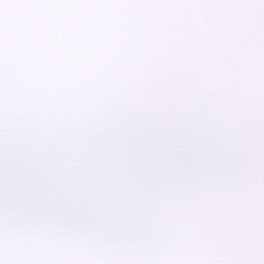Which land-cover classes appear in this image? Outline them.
Wrapping results in <instances>:
<instances>
[{
  "label": "clouds",
  "instance_id": "obj_1",
  "mask_svg": "<svg viewBox=\"0 0 264 264\" xmlns=\"http://www.w3.org/2000/svg\"><path fill=\"white\" fill-rule=\"evenodd\" d=\"M0 264H264V0H0Z\"/></svg>",
  "mask_w": 264,
  "mask_h": 264
}]
</instances>
